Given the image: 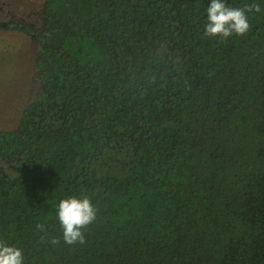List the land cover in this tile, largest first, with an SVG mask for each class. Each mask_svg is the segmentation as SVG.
<instances>
[{"label":"trees","instance_id":"1","mask_svg":"<svg viewBox=\"0 0 264 264\" xmlns=\"http://www.w3.org/2000/svg\"><path fill=\"white\" fill-rule=\"evenodd\" d=\"M210 2L44 0L38 31L10 25L40 83L0 132V242L23 264H264V0H225L260 9L227 39L204 36ZM68 196L97 209L84 244Z\"/></svg>","mask_w":264,"mask_h":264},{"label":"rangeland","instance_id":"2","mask_svg":"<svg viewBox=\"0 0 264 264\" xmlns=\"http://www.w3.org/2000/svg\"><path fill=\"white\" fill-rule=\"evenodd\" d=\"M44 0H0V132L14 129L24 108L39 98L35 58L37 45L12 24L23 23L34 32L43 24Z\"/></svg>","mask_w":264,"mask_h":264},{"label":"clouds","instance_id":"3","mask_svg":"<svg viewBox=\"0 0 264 264\" xmlns=\"http://www.w3.org/2000/svg\"><path fill=\"white\" fill-rule=\"evenodd\" d=\"M254 8L256 11L260 10L258 5L230 7L225 0H211L206 9L204 36L227 39L233 34H246L250 30L246 13ZM57 215L63 228L64 242L68 245L84 244L85 235L82 229L95 221L97 209L87 196H68L59 201ZM52 243L56 244L58 240L53 239ZM0 264H23V251L14 245L0 242Z\"/></svg>","mask_w":264,"mask_h":264}]
</instances>
